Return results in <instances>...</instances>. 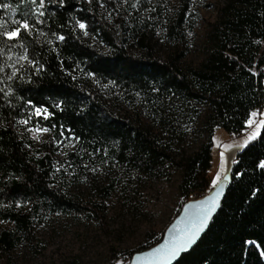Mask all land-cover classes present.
I'll return each mask as SVG.
<instances>
[{
  "label": "trees",
  "instance_id": "trees-1",
  "mask_svg": "<svg viewBox=\"0 0 264 264\" xmlns=\"http://www.w3.org/2000/svg\"><path fill=\"white\" fill-rule=\"evenodd\" d=\"M193 1L139 0L132 8L135 0H45L39 16V0H0V224L10 226L0 229V249L11 250L47 215L83 212L70 185L88 180L94 189L91 171L118 165L155 172L169 160L180 169L181 194L205 181L214 129L239 134L264 103V0H226L208 27L200 63L181 66L179 45L196 24ZM23 20L30 31L11 40L2 35ZM76 20L85 23L87 36ZM155 32L170 50L162 59L152 53ZM116 93L143 100L167 136L115 112L105 97ZM180 100L191 104L187 113L198 105L206 109L201 131L207 137L176 161L171 147L184 139L174 123L192 117L180 111ZM36 107L46 108L49 117L35 118ZM36 122L51 136L40 144L26 131ZM62 138L73 143L65 165L56 157ZM261 160L264 125L235 154L230 184L207 231L174 264H264Z\"/></svg>",
  "mask_w": 264,
  "mask_h": 264
},
{
  "label": "rangeland",
  "instance_id": "rangeland-1",
  "mask_svg": "<svg viewBox=\"0 0 264 264\" xmlns=\"http://www.w3.org/2000/svg\"><path fill=\"white\" fill-rule=\"evenodd\" d=\"M175 1L169 0L168 3L173 5ZM225 2L226 0L193 1L196 24L191 31H187L184 42L179 45L184 53L180 60L181 66L195 67L200 63L208 27L216 20L218 10ZM106 23L108 29L113 28L110 19L106 20ZM149 41L153 46L152 53L159 55L161 59L170 51L159 39L158 32L152 33ZM262 51L264 42L260 49V52ZM253 71L257 72L255 69ZM112 97L106 96L105 100L115 112L149 127L160 137L167 136L158 122L147 114L143 100L138 97L130 99L120 93ZM177 103L180 111L184 109V113L192 117L187 123L186 119L181 117L174 123L173 131H182L184 139L171 147L170 154L176 161L182 156L194 153L207 137V133L201 131L206 109L198 105L187 113L191 104L181 100ZM253 112L256 116H249L248 120L251 118L254 123L251 126L245 124V129L239 134H228L218 127L214 129L211 166L205 173V181L199 187L181 194L180 169L169 160L155 172L145 173L143 170L118 165L109 166L107 170L91 171L94 175V189L88 187V180L70 185L86 209L79 213L45 216L34 224L31 235L23 236L11 250L0 249V264H128L133 253L157 243L185 202L197 199L195 197H198L199 193H208L214 186L212 181L217 173L221 178L227 171L235 154L241 149L236 145L242 144L255 125L263 120L264 103L251 113ZM33 116L37 117L34 114ZM37 126L45 128L36 122L26 128L29 136L37 144L49 140V131L35 134L28 131L29 128ZM261 127L257 129L258 133ZM34 135H38L39 139H34ZM63 138L55 145H58L56 157L63 159L65 165L64 155L73 143L64 141ZM221 153H224L223 164ZM107 186L109 189L103 196L101 190ZM1 228L9 229L10 226L2 223Z\"/></svg>",
  "mask_w": 264,
  "mask_h": 264
},
{
  "label": "snow or ice",
  "instance_id": "snow-or-ice-1",
  "mask_svg": "<svg viewBox=\"0 0 264 264\" xmlns=\"http://www.w3.org/2000/svg\"><path fill=\"white\" fill-rule=\"evenodd\" d=\"M31 2L34 5H36V0H31ZM125 2H127V0H125ZM59 3L61 5H63L64 0H59ZM138 5H139V0H135V2L132 3L131 7L137 8ZM4 7H7V5H5ZM44 7H45V0H39V4L36 5L37 12H38L39 16L44 15L43 11H39V9H43ZM101 7H103V4H101ZM73 19H75V18H73ZM14 23H18L19 26L16 27L12 31H5L2 33V35H4L9 40L14 39V38H18L19 33L21 32L22 29L25 31H30V29L32 27L28 23L27 20H23L20 22H14ZM76 26L80 29L81 32H83V34L85 36L88 35V32L85 30L86 29L85 23H83L80 20H76ZM41 34H43V33H41ZM189 35H191V33H189ZM57 38L59 40L64 39L63 36H59ZM19 59L27 60L28 58L26 56H22ZM28 62H29V64L34 63L33 61H28ZM7 66L13 67L12 65H7ZM0 71H3V67H0ZM15 75H16V70H15V68H13L12 75L8 76L7 78L9 80H11ZM89 75H91V74H89ZM7 95H8V93L5 92V96H7ZM29 103H31V102H29ZM57 107H59V105H57ZM33 114L37 117H42L43 119H47L50 115V113L48 112V110L46 108H41V107L34 108ZM250 116L254 117V116H256V113L253 112L250 114ZM29 119H31V117ZM28 122H29L28 120L19 121L20 124H24V125L28 124ZM253 123L254 122L251 118L248 121H246V124L249 126H251ZM262 125H264V120L259 121V123H257L255 125V128L253 129V131L248 135V137L243 141V143L240 145H236V147H244L245 145L248 144L249 141L254 140L256 138V136L259 134L257 129H259V127ZM28 131L31 133H34V134L35 133H46L49 131V129L48 128H41V127L37 126L34 128H29ZM61 135H63V133H61ZM33 138L39 139V136L34 135ZM223 160H224V153H221V164H223ZM258 167L264 169V160L260 161ZM237 175H239V173H237ZM219 178H220L219 173H217V176L212 181L213 185H215L217 183V180ZM219 194H220V192L217 191L215 196H213L212 198L206 199L204 201H199L196 205L193 206V207H197L199 209V211L195 213V218L191 221V227H188L185 230H182L181 234L177 238L173 239L171 244L161 245L158 248L152 249L151 252H149V253H144V254H142V256H136L134 258V260L140 261L142 258H149L151 261L155 262V264H166V261H168L171 258L178 255V253L181 250H185L190 244H192L194 242L198 233L202 230L204 225L207 223L208 218L210 217L211 213L215 210V208H216V197L219 196ZM19 206H20L19 203H17V207H19ZM252 243H254V242H252ZM262 255H264V253H262ZM117 264H119V262H117Z\"/></svg>",
  "mask_w": 264,
  "mask_h": 264
},
{
  "label": "water",
  "instance_id": "water-1",
  "mask_svg": "<svg viewBox=\"0 0 264 264\" xmlns=\"http://www.w3.org/2000/svg\"><path fill=\"white\" fill-rule=\"evenodd\" d=\"M230 181L231 176L228 168L227 171L222 175L220 180L209 190L208 193H206L201 198L189 200L182 205L177 216L168 224V226L164 230L163 235L158 243L145 250L133 253L128 264H155V262L151 261L149 258H142L140 261H135L134 258L136 256H142V254L144 253H149L152 249L158 248L161 245L171 244L173 239L177 238L181 234L182 230L191 227V221L195 218V213L199 211L197 207L193 206L196 205L199 201H204L206 199L212 198L213 196H215L216 192L219 191L220 194L216 197V208L211 213L207 223L196 236L194 242L190 244L185 250H181L178 255L166 261V264H174L181 257V255L189 252L207 231L212 219L219 211Z\"/></svg>",
  "mask_w": 264,
  "mask_h": 264
},
{
  "label": "built area",
  "instance_id": "built-area-1",
  "mask_svg": "<svg viewBox=\"0 0 264 264\" xmlns=\"http://www.w3.org/2000/svg\"><path fill=\"white\" fill-rule=\"evenodd\" d=\"M197 195H198V197H195V198H197V199H198V198H201L202 196H204V195H201L200 193L197 194ZM197 195H196V196H197Z\"/></svg>",
  "mask_w": 264,
  "mask_h": 264
}]
</instances>
